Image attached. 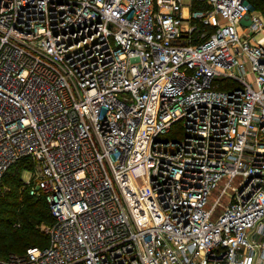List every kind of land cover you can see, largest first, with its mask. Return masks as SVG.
Here are the masks:
<instances>
[{"label": "built area", "instance_id": "obj_1", "mask_svg": "<svg viewBox=\"0 0 264 264\" xmlns=\"http://www.w3.org/2000/svg\"><path fill=\"white\" fill-rule=\"evenodd\" d=\"M20 159L47 241L0 264H264V18L0 0V191Z\"/></svg>", "mask_w": 264, "mask_h": 264}, {"label": "rangeland", "instance_id": "obj_2", "mask_svg": "<svg viewBox=\"0 0 264 264\" xmlns=\"http://www.w3.org/2000/svg\"><path fill=\"white\" fill-rule=\"evenodd\" d=\"M251 13L261 15L264 18V0H256L253 2L251 6ZM245 21L240 22V26L238 27L239 34L242 37L250 36L251 33L249 29L246 28L248 18L244 19ZM245 25V26H244ZM247 68H249V64L245 63ZM29 175V171H24L22 168H14L9 172V174L4 178L3 188L0 191V230L4 234V251L13 248L12 245H9V239L15 236L17 239L20 238V242L17 245H14L15 249L19 250L24 245V241L27 239L29 242L26 244L31 245L38 241V237L35 235H26L25 234V220L23 215L25 214V202L28 197L26 192L21 191L18 193L17 185H15L14 181L17 179L22 181L21 189H25L23 185L22 176L27 177ZM16 182V181H15ZM218 209L215 210V212ZM10 218V221L7 224L5 220ZM12 219L16 220V225L13 227L11 225ZM45 223H41L39 228L43 229Z\"/></svg>", "mask_w": 264, "mask_h": 264}, {"label": "trees", "instance_id": "obj_3", "mask_svg": "<svg viewBox=\"0 0 264 264\" xmlns=\"http://www.w3.org/2000/svg\"><path fill=\"white\" fill-rule=\"evenodd\" d=\"M253 2H256V0H250L251 6ZM30 167H31L30 163L26 159H20L8 168V170L4 173L2 180H4V178L14 168H22L23 170L25 168L28 169ZM15 181H14L15 185H17L16 191L18 193H21V191L26 192L27 196H30L27 198L25 202V208H24L25 214L23 215V218L25 220V228H26L25 234L26 235L32 234L38 237V241L34 243L35 245H44L47 241V238H46L45 232L39 228V225H41V223H46L51 219V215L49 213L47 202L42 196H37V195L35 196V195L29 194L26 188L21 189V184H22L21 180L16 179ZM3 185H4V182H3ZM9 221H10V218H7L4 224H7ZM11 225L14 227L16 225V220L12 219ZM4 238L5 236L0 230V257L5 256L9 252H18V253L24 252L25 249L28 246H30V245L26 246V244L29 242V240L27 239L26 241H24V245L22 246L21 249L19 250L15 249L14 245H17L20 242V238L17 239L15 236H13L9 239V245H12L13 248L4 251V244H3ZM34 244H31V245H34Z\"/></svg>", "mask_w": 264, "mask_h": 264}]
</instances>
